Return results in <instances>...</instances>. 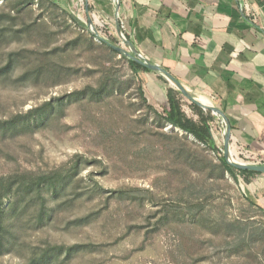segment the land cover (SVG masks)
I'll return each mask as SVG.
<instances>
[{"label":"rangeland","instance_id":"rangeland-1","mask_svg":"<svg viewBox=\"0 0 264 264\" xmlns=\"http://www.w3.org/2000/svg\"><path fill=\"white\" fill-rule=\"evenodd\" d=\"M5 1L0 0V14L8 11ZM56 1L65 11L76 15L82 26L75 25L68 13L60 9L51 11L37 5L31 13L20 17L14 29L31 23L33 29L31 34H23L14 42H0V66L6 64L10 53L22 52L24 57L11 75L0 80V119L27 113L89 85L97 87L105 77L120 82L123 93L102 103L66 104L64 112L34 133L0 142V177L17 173L51 174L71 168L79 157L88 161L83 162L75 178V189L80 194L86 193L85 196L77 202H68L74 200L71 186L60 200L68 202L67 206L60 209L51 223L38 227L33 222L35 216L19 222L17 246L11 253L0 256V264H31L49 247L75 245L84 247L70 261L62 263L61 258L54 264L237 262L227 256L219 260L218 255L228 254L232 241H209V227L202 224L179 222L150 234L151 240L146 239V231L152 228L149 223L156 221L153 217L166 202L206 201L204 215L207 218L210 208L227 218L254 215L258 223L259 211L247 202L257 205L256 190L253 184L238 186L229 176L227 180H209L206 172L185 168L182 160L176 161V154L165 149L166 142L156 136L162 131L171 133V127L160 129L154 124V115H150L145 126L142 117L146 111L139 110V82L132 83L134 75L128 62L118 55L109 61L105 51L91 44V40L100 43L98 36L106 37L116 31L104 23L90 24L86 0ZM3 26L11 28V25ZM117 35L121 38L118 47L131 53L124 37ZM9 39L13 38L9 36ZM41 68L47 72L38 76ZM139 76L149 102L162 111L159 103L165 102L167 86L176 87L161 73H140ZM190 105L191 101L186 98L184 110L197 120ZM214 130L221 149L225 150L226 127L222 118L215 123ZM189 139L194 140L191 136ZM207 154L217 161L213 152ZM232 157L239 163L264 165V159L246 150H236L235 146ZM253 179L255 177L252 182ZM96 185L102 188L101 197L90 201ZM121 190H132L131 198L120 199L114 192ZM139 201H158L160 206L146 203L142 207ZM209 201H214L213 205L209 206ZM91 213L97 214L91 224H74L75 220ZM179 213L184 215L187 210L181 209Z\"/></svg>","mask_w":264,"mask_h":264},{"label":"trees","instance_id":"trees-1","mask_svg":"<svg viewBox=\"0 0 264 264\" xmlns=\"http://www.w3.org/2000/svg\"><path fill=\"white\" fill-rule=\"evenodd\" d=\"M36 5L41 9L47 7L51 11L60 9L63 13H68L56 0H6L5 9H8V11H3L0 14V42L7 40V43H11L21 38L23 34H31L33 23L22 25L19 29L14 28L17 26L16 23L20 17L24 13H31L34 10L33 7ZM93 12V6L89 4L88 14L92 16ZM68 18L75 25L82 26L76 15L68 13ZM3 25H11V28H4ZM120 26L121 32L132 44L122 25ZM105 27L107 28V26ZM83 30H87V28L83 27ZM9 36L13 38L11 41H9ZM103 38L114 46H118L121 40L117 34L106 35ZM91 42L92 45L108 54L109 61H112L118 55L128 62L134 75L132 83L139 82L137 87L141 103L139 110L146 111V118L142 117L145 126L149 122L150 115H154V124L158 125L160 129L164 130L167 127H171V133L162 131L159 134L157 133L156 136L166 142L165 149L176 154V161L182 160L185 168L189 167L191 170L206 172V174H209V180L214 181L227 180V176H229L240 187H243L244 184L249 187L253 177L264 175L255 171L239 170L227 162L224 155V147L221 149L219 138L214 130L215 123L221 117L215 115L213 111L193 102H191L190 106L198 119L189 117L184 110L186 97L180 90L172 86H167L165 102L159 103L162 109V111H159L149 102L139 76L140 73L150 74L158 72L151 71L134 59L117 52L106 42L95 43L92 40ZM131 55L136 57L132 53ZM23 58L22 52L10 53L6 64L0 66V80L11 75L22 62ZM45 71L47 72L46 69L41 68L38 76L45 74ZM120 85L121 83L117 80L105 77L97 87L89 85L81 90H76L65 96L46 102L42 106L29 110L27 113L15 114L7 119H0V142H6L34 133L49 121L57 118L59 114L64 112L67 105L86 101L102 103L111 96L119 93L122 94L123 91ZM129 85H131V82H129ZM177 129L184 132L185 135L181 136L179 133H176L174 130ZM190 136L194 139L193 141L189 139ZM208 151L216 155L217 161L207 154ZM186 152L192 154L188 155ZM83 162L88 163V161H84L82 157H79L71 168L51 174L38 176L31 173H17L0 177V256L9 254L15 250L20 234L19 222H25L24 220L35 216L33 222H36L38 227H44L56 218L60 209L67 206L68 202H77L76 200L82 199L85 196L86 193L80 194L75 189V178L79 175V168ZM71 186L74 188L73 198L75 201H68L67 203L60 201L62 194L71 188ZM93 188L94 194L89 198L90 201L101 197L102 188L98 185ZM114 193L120 199H130L133 191L121 190ZM7 202L8 205L6 206ZM247 202L252 208H256L259 211L260 220L258 223H255L254 218L256 216L254 215L248 218H227L221 212H214L210 208L209 218H207L204 215L206 201L166 202L165 205H162L157 210L156 217H153L156 218V221L149 223V228H152L146 231L145 237L147 240H151L153 237L150 234L160 232L168 225L178 224L179 222L194 225L202 224L209 227V241L213 242L216 239H230L232 241L230 242L231 247L228 249V254L218 255L219 260L223 256H227L226 258H235V260L239 261L233 264H264V209L252 201ZM51 203L56 205L51 206ZM146 203L160 206L158 201H139L142 207H145ZM213 203L214 201H209V206L213 205ZM181 209L187 210V213L181 215L179 213ZM96 216V213H91L75 220L74 224L86 226L96 220ZM139 228L145 229L146 227ZM83 247L84 245L49 247L39 254L36 259H33L31 264H54L56 262L59 263L61 258H63L61 262L65 263L66 261H70L75 254H78ZM209 262H211L210 256Z\"/></svg>","mask_w":264,"mask_h":264},{"label":"crops","instance_id":"crops-1","mask_svg":"<svg viewBox=\"0 0 264 264\" xmlns=\"http://www.w3.org/2000/svg\"><path fill=\"white\" fill-rule=\"evenodd\" d=\"M89 4L95 23L116 34L122 25L133 55L160 66L194 97L225 113L232 128L231 153L235 146L264 159L260 0H86ZM252 184L264 209V175Z\"/></svg>","mask_w":264,"mask_h":264},{"label":"water","instance_id":"water-1","mask_svg":"<svg viewBox=\"0 0 264 264\" xmlns=\"http://www.w3.org/2000/svg\"><path fill=\"white\" fill-rule=\"evenodd\" d=\"M87 12H88V5H87ZM89 22H90L91 25L94 24V20H93V18L91 16H89ZM117 29H118V32H119L120 36L123 37V35L121 34V28H120L119 25L117 26ZM101 42L108 43L103 38L101 39ZM109 45L114 50H116L117 52L122 53V54L126 55L127 57H130V58L134 59L135 61H137L141 65L145 66L149 70L161 73L178 90H180L182 92V94L187 99H189L191 102H193V103H195V104H197V105H199V106H201V107H203L205 109H209V110L213 111V113L215 115L221 117L223 122L225 123V127H226L224 155H225V158H226L227 162L230 165H232L233 167H235V168H237L239 170H250V171H255V172H259V173H263L264 174V165L243 164V163H239L235 159H233L232 153H231V148H230L231 141L233 140L232 128H231V125L229 123V120H228L227 116L225 115V113L221 109H219L218 107L207 105V104L203 103L201 101V99H199L197 97H194L175 77H173L169 72H167L166 70H164L160 66L152 64V63H149L147 61H144V60H142L139 57H134V56L131 55V53L126 52L122 47L114 46V45H111V44H109ZM177 131H179V130L177 129Z\"/></svg>","mask_w":264,"mask_h":264},{"label":"built area","instance_id":"built-area-1","mask_svg":"<svg viewBox=\"0 0 264 264\" xmlns=\"http://www.w3.org/2000/svg\"><path fill=\"white\" fill-rule=\"evenodd\" d=\"M260 1L264 4V0H260ZM97 38H98L99 42H101V39H102L103 37L98 36ZM103 39H104V38H103Z\"/></svg>","mask_w":264,"mask_h":264},{"label":"bare ground","instance_id":"bare-ground-1","mask_svg":"<svg viewBox=\"0 0 264 264\" xmlns=\"http://www.w3.org/2000/svg\"><path fill=\"white\" fill-rule=\"evenodd\" d=\"M180 131V130H179Z\"/></svg>","mask_w":264,"mask_h":264}]
</instances>
